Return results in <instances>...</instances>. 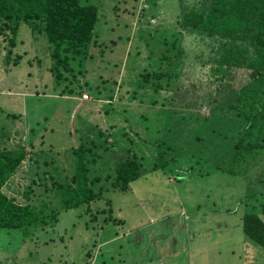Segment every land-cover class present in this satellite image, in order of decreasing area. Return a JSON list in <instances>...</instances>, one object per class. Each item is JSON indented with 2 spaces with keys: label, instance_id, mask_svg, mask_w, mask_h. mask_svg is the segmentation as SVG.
<instances>
[{
  "label": "rangeland",
  "instance_id": "374dc122",
  "mask_svg": "<svg viewBox=\"0 0 264 264\" xmlns=\"http://www.w3.org/2000/svg\"><path fill=\"white\" fill-rule=\"evenodd\" d=\"M93 1L99 7L97 42L123 37L116 52L95 49L90 61L70 60L73 72L62 69V78L51 69L55 63L43 32L22 23L10 53L0 36V125L9 126V146L23 143L32 154L3 191L19 203L57 206L59 177L73 173L71 148L88 128L94 129L93 137L102 129L109 140L125 137L124 132L135 139L145 155V175L130 190L105 191L116 220L104 223V214L96 213L106 207L102 199L91 204L88 214L81 208L86 205L62 212L55 228L34 240L37 248L22 244L21 231H1L0 264H264V248L242 228L247 211L264 219L261 175L255 174L252 187L262 189L261 196L247 201L244 178L212 171L216 163L229 161L221 159L228 146L217 137L229 133L235 142L244 124L228 102L231 91L250 81L249 70L234 69L222 84L212 72L216 42L182 30L183 11L202 0ZM128 7L133 14L126 18ZM180 51L182 63L175 65L170 82L155 87L158 78H151L140 87L136 78H142V67L151 76L163 72ZM135 52L132 86L124 63L116 84L114 60H131ZM74 72H79L77 79ZM163 100L168 110L161 107ZM156 143L169 163L153 171ZM260 156L252 173L264 167ZM101 171L106 173L107 165ZM91 213L97 215L89 222Z\"/></svg>",
  "mask_w": 264,
  "mask_h": 264
},
{
  "label": "trees",
  "instance_id": "16d2710c",
  "mask_svg": "<svg viewBox=\"0 0 264 264\" xmlns=\"http://www.w3.org/2000/svg\"><path fill=\"white\" fill-rule=\"evenodd\" d=\"M124 14V17L129 18L133 14L132 9L126 8ZM98 21L99 7L93 0H0V36L8 42V52L10 53L16 44L21 24H28L33 32L38 30L46 35L55 63L51 69L56 72L57 78L63 77L62 69L73 72L70 60H78L81 56V60H78L80 64L82 61H90L96 58L95 49L100 53L109 48L110 54L116 52L117 42L121 41L123 36H118V40L105 41L104 44L98 43L95 39ZM180 25L185 32L198 34L216 42L212 72L219 75L221 83L224 80L228 83V77L234 69L249 70L250 81L231 91V100L228 102V106L236 111V115L244 124L236 135L235 142L229 141L234 137L229 133L217 137L220 145L224 142L225 147L228 146L227 157L223 154L221 159L228 158L229 161L227 165L216 163L211 167L212 171L224 170L244 178L247 182L246 200L256 197L259 199L262 189L256 186V191L252 187L257 184V180L254 182L257 174L261 175L260 182L264 187V167L253 173L250 169L258 165L260 155H264V0H202L198 5L183 11ZM182 55L181 51L174 54L173 60L164 65L165 70L160 73L154 71L152 76L149 72L143 73L145 66L142 67L138 74V77L142 78H136L140 87L147 85L151 78H158L155 87L163 86V80L170 82V77L176 73L175 65L182 63ZM136 58L135 52L131 60L122 63L113 59L116 68L113 73L116 76L112 78L116 84L119 82L118 77L124 63L130 69L127 79L132 86L131 77L137 63ZM77 75L79 72L72 73L74 79L78 78ZM156 91L164 90L158 88ZM69 92L73 93L75 90L69 89ZM167 105V101L163 100L161 107L165 109ZM11 116L16 117L13 114ZM4 124L0 125V233L3 230L21 231V242L25 243L27 249L39 246L34 240L41 233H47L49 228H55L62 212L86 205V208H81L88 214L95 200L105 199L106 207L95 210L97 214H104V223L116 220L112 199L106 196L105 191L109 188L130 190L131 183L145 175V155L135 139L124 132L125 137L109 140L108 134L102 129H97L96 136L93 137L94 129L88 128V133L83 134L80 142L71 148L74 155L73 173L59 177L60 181L56 186L59 204L54 207L48 202L39 206L32 202L19 203L15 198L9 197L3 188L32 154L23 143L13 147L7 144L5 139L10 138L7 128L9 126ZM97 137L105 138L96 140ZM120 141H124V144ZM157 149L153 171L164 168L169 163L165 150L160 147ZM110 162L112 164L108 165ZM103 165H107L106 173L101 171ZM24 194L28 198L30 188ZM96 213H91L89 222L95 220ZM89 222L87 221V225ZM242 223L243 232L255 244L264 248V219L257 212L247 211L243 215ZM38 252L39 250H36V254ZM14 262L15 260H12L11 264ZM34 264L48 262L36 261Z\"/></svg>",
  "mask_w": 264,
  "mask_h": 264
},
{
  "label": "built area",
  "instance_id": "2783aa9c",
  "mask_svg": "<svg viewBox=\"0 0 264 264\" xmlns=\"http://www.w3.org/2000/svg\"><path fill=\"white\" fill-rule=\"evenodd\" d=\"M85 97H86V98H88V96H87V95H85Z\"/></svg>",
  "mask_w": 264,
  "mask_h": 264
}]
</instances>
